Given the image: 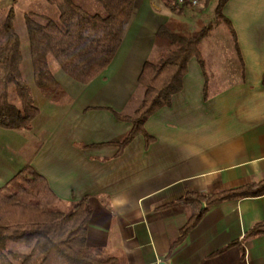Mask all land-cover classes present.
I'll use <instances>...</instances> for the list:
<instances>
[{
  "label": "crops",
  "instance_id": "1",
  "mask_svg": "<svg viewBox=\"0 0 264 264\" xmlns=\"http://www.w3.org/2000/svg\"><path fill=\"white\" fill-rule=\"evenodd\" d=\"M11 7L15 18L27 11L60 15L48 0H0V11ZM171 11L162 0H135L115 56L89 83L77 82L61 67L59 77L49 56L59 87L43 91L44 107L34 101L44 114L39 133L32 126L17 129L9 147L19 155V167L30 161L47 178L57 194L50 210L68 212L88 199L87 245L98 256H112L118 264H264V231L246 235L264 220V193L210 205L174 247L191 208L171 204L187 191L209 193L264 177V0L226 2L235 57L220 45L214 52L201 48L206 74L191 57L183 88L146 120L154 141L146 146L139 134L116 154L131 124L110 108L129 113L141 102L138 76L154 58L162 26L157 20ZM236 60L238 77L227 82ZM211 75L217 77L213 86ZM38 135L39 146L30 152V139Z\"/></svg>",
  "mask_w": 264,
  "mask_h": 264
},
{
  "label": "trees",
  "instance_id": "2",
  "mask_svg": "<svg viewBox=\"0 0 264 264\" xmlns=\"http://www.w3.org/2000/svg\"><path fill=\"white\" fill-rule=\"evenodd\" d=\"M48 1L58 6V18L33 11L24 15L34 82L44 92L59 87L49 65V56H52L67 76L80 83H89L115 56L131 20L135 0ZM227 1H217L215 15L226 22L235 39L232 22L223 13ZM14 19L15 9L11 7L0 24V127L30 129L40 109L22 72L21 38L15 29ZM210 29L211 24L191 36H185L166 25L158 28L157 35L167 38L169 45L160 58L148 59L143 64L138 76L144 90L141 102L129 113H119L110 108L117 118L131 124L127 135L116 143L119 146L117 155L139 134L144 136L146 146L154 141V136L145 128V122L159 108L169 106L172 96L183 88V77L191 57L197 58L206 74L201 42ZM11 90L15 91L20 106L10 100ZM263 193L264 177L209 193L187 191L171 203L186 204L191 208V216L181 227L172 247L184 239L210 205ZM56 198L57 194L45 175L30 162L0 184V264H118L114 257L98 256L97 249L87 245L92 214L88 199L82 198L71 210L62 212L48 208ZM262 231L264 220L255 223L246 235ZM9 239L31 246L30 252L7 249Z\"/></svg>",
  "mask_w": 264,
  "mask_h": 264
},
{
  "label": "rangeland",
  "instance_id": "3",
  "mask_svg": "<svg viewBox=\"0 0 264 264\" xmlns=\"http://www.w3.org/2000/svg\"><path fill=\"white\" fill-rule=\"evenodd\" d=\"M217 1L218 0H208L207 3L200 9H186L183 10L182 12H176L172 10L171 15H169L167 18H163V19L160 18L157 21H160L158 23H162V25L168 26L172 31L185 36H191L195 34L198 30H200L203 26L211 24V29L209 30L208 34L201 42V48L203 50L206 48L214 52L216 51L215 46L220 45L225 51L227 57H230V55L235 57V53H234L235 41L229 30V27L225 21L216 17L215 15V5ZM4 15H5V11H0V24ZM137 24H135V26ZM14 25L16 31L18 32L21 38V48H22L21 67H22L23 75L32 90L34 101L39 106L41 105L44 107L45 101H43V98L45 96L42 95L43 91H41L34 82L29 36H28L25 20L22 14L18 13L16 15V18L14 20ZM135 26L133 27L129 36L133 34ZM151 26H152V22L148 24V29H150ZM168 45L169 42L167 38L157 35L153 48L154 51L153 59L160 58L167 50ZM50 64L52 66L53 71L57 72V75L61 77L58 71L60 70V65L53 57H51ZM207 66H208V70H210L211 65L209 61L207 62ZM233 69L234 71L231 70L229 72V75L225 78V81L230 82L234 79H237L239 73V65L237 60L235 63V68ZM216 78H217L216 76L215 77L213 75L210 76V81H209L210 86H213L214 84L213 81L216 80ZM140 90H141L140 91V101H141L143 98L144 90L142 87H140ZM141 92H142V96H141ZM10 100L16 105L20 106V100L18 99L14 90H11L10 92ZM43 116L44 114H38L32 121V129L33 130L35 129V132H38L37 130H40V127H38L37 125L39 122L42 121ZM14 131L16 130L0 127V184L5 183L17 170H19L24 165V163H27L26 160H23L21 162L23 163V165L19 167V163L17 164V162H20L18 158L19 155L18 154L16 155L15 152L12 153L9 147V144L13 139V136L11 135H15ZM28 137L30 139V136ZM30 140L32 141V145L28 150H30V152L35 151L36 148L39 146L41 139L38 135L37 138L32 137ZM12 154H14V156ZM7 249L21 253H28L31 250V246L20 241L9 239L7 240Z\"/></svg>",
  "mask_w": 264,
  "mask_h": 264
},
{
  "label": "built area",
  "instance_id": "4",
  "mask_svg": "<svg viewBox=\"0 0 264 264\" xmlns=\"http://www.w3.org/2000/svg\"><path fill=\"white\" fill-rule=\"evenodd\" d=\"M170 10L200 9L208 0H162Z\"/></svg>",
  "mask_w": 264,
  "mask_h": 264
}]
</instances>
